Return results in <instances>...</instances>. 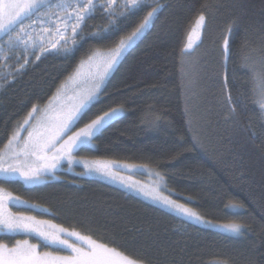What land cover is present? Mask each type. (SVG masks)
<instances>
[{"label": "trees", "instance_id": "1", "mask_svg": "<svg viewBox=\"0 0 264 264\" xmlns=\"http://www.w3.org/2000/svg\"><path fill=\"white\" fill-rule=\"evenodd\" d=\"M158 3L160 10L119 57L90 113L120 108L124 114L101 130L92 149L81 148L77 155L153 168L165 188L203 218L239 223L241 235L188 224L96 179L61 172L63 180L41 186L0 185L37 206L13 210L114 242L147 264H264V112L242 66L245 56H264V0ZM148 10H134L109 31H103L109 18L96 11L70 53L46 55L20 73L0 94V147L34 105L45 104L89 57H107ZM201 13L206 26L190 55L182 56ZM229 96L236 108L230 119ZM229 204L242 207L226 210ZM13 241L0 235V242Z\"/></svg>", "mask_w": 264, "mask_h": 264}, {"label": "snow or ice", "instance_id": "2", "mask_svg": "<svg viewBox=\"0 0 264 264\" xmlns=\"http://www.w3.org/2000/svg\"><path fill=\"white\" fill-rule=\"evenodd\" d=\"M118 5L119 0H106V3L100 5L110 20L109 26L103 31L111 30L119 24L120 17H127L129 14H133L134 10L142 11L145 8H150V10L131 34L120 37L116 47L110 49V54L104 58L101 64L97 65V71L89 73L92 80L91 87L82 95L78 94L71 106H61L54 119L47 112L43 117H38L36 114L41 109L36 105L33 106L23 122L9 135L3 147H0V175L6 179L18 175L26 183H37L44 174H54L61 161H67L69 167H72L73 164H83L86 171H96L116 179L121 173V168L127 169L131 174L138 167L131 164L121 166L116 161H89L87 159L78 161L76 159L78 149L85 145H92L97 134L123 114L120 108H112L109 111H103L102 114L90 113L94 102L99 100L102 94V86L106 77L117 64L119 57L132 41L148 27L154 15L161 8L158 2L148 5L146 0H124L122 7H118ZM69 8L71 11L64 18L65 29L62 31L57 28L55 35L65 40L64 51H70L66 47L67 43H76L79 38L78 30H82L81 25L90 18L97 8L96 0H82L76 7L65 3L64 0L52 4L47 3L46 0H0V33L8 35L10 48L19 45L30 46L29 41L24 39L28 35L23 26L26 19H30L38 12H42V15L49 21L53 16L59 19V12L68 11ZM117 12L120 13L119 17L116 15ZM73 16L75 17L71 28L73 35L66 37L67 26ZM38 21L42 22L37 17L33 23ZM17 26L20 27V32L13 38L11 33L16 31ZM205 26L206 17L201 13L195 21V26L188 33V42L181 53L182 56L190 55L196 40L200 39L199 30ZM52 48H57V44L53 43ZM224 49L225 55L230 56V36L224 37ZM0 51L3 50L0 49ZM45 51L47 49L41 47V55ZM7 58V56L4 57L5 60ZM36 59L39 60L40 55H37ZM89 59L91 60V57ZM28 62L25 58V65ZM25 65H20V68L23 69ZM242 66L247 68L251 74L254 101L264 112V56L259 59L245 56L242 59ZM59 99L60 89L58 88L51 100ZM51 100L49 108L52 107ZM227 104L230 107L227 118L230 119L236 110L230 96L227 99ZM92 115L95 118H92ZM83 120L87 122L83 124V127L77 128L79 122ZM261 127L264 128V124ZM73 128H77V130L73 131ZM22 132H27V135L22 136ZM156 175L158 180L163 179L158 173ZM144 194L162 206L174 210L189 222H202L201 216L185 204L177 203L168 196L154 195L152 192ZM22 204L27 205V202L20 201L18 197L11 193H5L0 188V229L10 233L34 234L38 240L36 243H31L29 239L17 240L12 247L0 242V264H147L144 257L127 253L125 249L114 242L94 239L92 235L69 230L51 220H38L32 215L14 214L8 211L9 208L19 207ZM27 207L35 209L37 206L27 205ZM241 207L238 204L225 206L226 210H238ZM241 227L237 223L223 226L226 231L234 234H238ZM41 248L48 250L41 251ZM63 252L68 254H61Z\"/></svg>", "mask_w": 264, "mask_h": 264}, {"label": "rangeland", "instance_id": "3", "mask_svg": "<svg viewBox=\"0 0 264 264\" xmlns=\"http://www.w3.org/2000/svg\"><path fill=\"white\" fill-rule=\"evenodd\" d=\"M159 1L160 0H146V4L154 5L155 3ZM46 2L52 4V3L61 2V0H46ZM64 2L70 3L72 7H76L79 2H82V0H64ZM123 2L124 0H119L118 7H122ZM104 3H106V0H96L97 8L93 11L91 16L94 15L96 11H100L101 13L106 15V13H104L103 9L100 7V5ZM70 11H71V8H69L68 11H60L59 19L53 16L51 21H49L47 17L43 16L42 12H38L30 19H26L24 21L23 26L26 28L28 32V35L24 37L26 41H29L30 46H27V47L25 45H19L15 48H10L8 44V35L0 33V49L3 50V51H0V94L9 84H11L14 81V79L20 73H22L31 64H35L36 62H38L41 58L45 57L46 55H50V54L61 55V56L67 55L76 46L79 38L77 39L75 44H72L71 42L67 43L66 47L70 49V51H67V52L64 51L63 46H65V40L55 35L57 28H59L62 31L65 29L64 18L68 15V12ZM116 15L119 17L120 13L117 12ZM37 17H39L40 21L42 22L38 21L36 23H33L34 20H37ZM122 18L123 17H120V19ZM74 22H75V17L73 16L72 20L69 21L68 23L67 30L65 33L66 37H72L73 33H72L71 28ZM83 24L81 25V29H82ZM45 29L47 30L45 31ZM78 31H79V36H80L81 30H78ZM19 32H20V27L17 26L16 31L12 32L11 36L14 38L16 34ZM193 38L195 39V36ZM197 41L198 39L196 40V43ZM53 43L57 44V48H52ZM41 47H43L44 49H47V51H45L42 55H41ZM57 49H59V51H57ZM37 55H40L39 60L36 59ZM5 56L8 57L7 60L4 59ZM25 58H27V60L29 61L26 65H25ZM104 58L106 57L97 56L91 59L90 61L85 62L83 65H81L70 78H68L64 83H62L58 87L60 89V99L51 100V98L57 93V90H56V92H54L52 97L45 104L39 107L41 111L38 112L36 115L38 117H43L45 115V112H47L48 115H50L54 119L61 106H64V107L71 106L75 102V99L77 98L78 94L82 95L91 87L92 80L89 77V73H93L97 71V65L101 64ZM20 65H25V66L23 69H21ZM112 72H113V69L108 75V77H106L104 84L106 80L110 77ZM104 84L102 86V89L104 87ZM50 100L52 104L51 108L48 107ZM122 113L124 114V110H122ZM27 115L28 114L24 116V118L21 120L20 123L23 122V120L27 117ZM121 116L117 117L116 119L120 118ZM77 128H73V131L77 130ZM26 135H27V132H22V136H26ZM93 146L94 145L92 142V145H85V146H82V148L92 149ZM76 159L78 161L84 160V159H87L89 161L96 160V159L84 158L78 155H76ZM98 160L114 161V160H107V159H98ZM116 162H118L121 166L124 164H130V163L120 162V161H116ZM131 165H136L138 167L134 171H132L131 174L128 172L127 169L121 168L120 175L117 176L116 179H112L96 171H91V172L86 171L83 164H73L72 167H69L67 164V161H61V164L56 168L54 174H44L41 177L40 181L37 183H26L18 175H13L11 178H8V179H6L3 175H0V181H19L24 187L29 188V187L41 186L48 181L61 180L62 177L57 174L61 172L67 175H70L71 177L96 179L112 187L118 188L128 194H131L151 206H154L169 214H172L173 216L177 217L178 219L188 224H192L194 226L207 229V230H213L218 233L225 234V235L232 236V237H239L241 233L243 232V228L241 227V231L238 234L231 233L229 231H226L223 228L224 225L231 224V223L214 222V221H209L203 218L197 210L193 209L191 206H189L184 201H182L179 196L168 191L165 188L163 179L162 180L157 179V175H156L157 173L159 174L160 177H162V175L157 170L144 166V165H138V164H131ZM0 188H2L5 193H10V190L5 189L1 185H0ZM145 192H152L154 195L168 196L169 198L175 200L177 203L185 204V206L192 208L194 211H196L201 216L202 222L200 223L189 222L188 220L185 219V217L176 213L174 210H170L169 208L164 207L158 202L154 201L150 196H146L144 194ZM240 209L241 208H239L238 210L237 209H230V210L236 212V211H239ZM8 211L13 212L14 214L21 213L23 215H32L38 220H44L43 218H38V216L34 215L33 213L16 211V210H13L12 208H9ZM0 235L14 237V241L11 244H8L7 242H2V243L7 244L9 247L14 246L17 240L29 239L31 243H36L38 240V238L34 234H26L23 232L10 233L4 229H0ZM40 250L47 251L48 249L41 248ZM61 254L66 255L68 253L63 252Z\"/></svg>", "mask_w": 264, "mask_h": 264}]
</instances>
